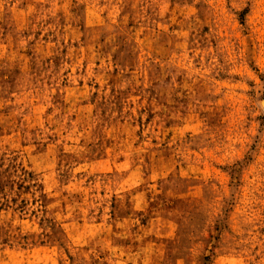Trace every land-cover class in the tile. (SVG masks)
I'll return each mask as SVG.
<instances>
[{"label": "rangeland", "instance_id": "rangeland-1", "mask_svg": "<svg viewBox=\"0 0 264 264\" xmlns=\"http://www.w3.org/2000/svg\"><path fill=\"white\" fill-rule=\"evenodd\" d=\"M0 264H264V0H0Z\"/></svg>", "mask_w": 264, "mask_h": 264}]
</instances>
